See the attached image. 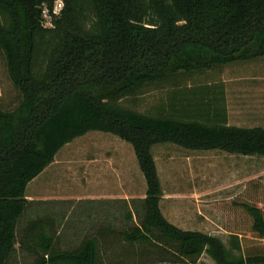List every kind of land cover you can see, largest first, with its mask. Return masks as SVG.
Instances as JSON below:
<instances>
[{"label":"trees","instance_id":"1","mask_svg":"<svg viewBox=\"0 0 264 264\" xmlns=\"http://www.w3.org/2000/svg\"><path fill=\"white\" fill-rule=\"evenodd\" d=\"M55 0H0V52L17 105L0 107V264L18 243L30 264H104L99 238L62 250L52 218L29 223L16 241L29 205L28 183L67 143L90 131L116 135L134 151L145 183L143 215L121 234L129 245L170 246L171 258L149 264H264V244L230 233L184 230L160 210L162 187L151 148L172 143L189 150H221L264 157V128L227 125L223 84L194 81L223 66L264 57V0H63L51 26L42 6ZM148 89L166 90L150 112L122 105ZM230 205L247 231L264 239V185L248 181ZM132 218L133 213H127Z\"/></svg>","mask_w":264,"mask_h":264},{"label":"rangeland","instance_id":"2","mask_svg":"<svg viewBox=\"0 0 264 264\" xmlns=\"http://www.w3.org/2000/svg\"><path fill=\"white\" fill-rule=\"evenodd\" d=\"M263 69L264 57H259L206 71L188 83H220L225 80L232 104L239 87L249 89L259 84L248 77L259 79L257 77L261 76ZM243 75L247 77L244 81L236 80ZM166 97L164 89H148L135 101L124 99L122 105L139 112H150ZM256 97L245 94V103L249 102V98L254 100ZM19 100L20 94L8 78L5 59L0 52V107L10 110ZM104 153L110 155L109 173L118 167L115 159L125 157L131 163L128 156L131 153L134 156L129 143L116 135L100 131L87 132L64 145L53 162L27 185L26 195L31 202L18 221L16 241L20 242L33 220L52 218L58 231L57 246L62 250H72L83 238L97 236L104 264H149L171 258L173 248L170 246L129 245L123 241L121 234L138 223L143 215L140 198H115L110 202L90 200L95 190L90 187L89 178L96 163L105 161ZM168 157L164 160L157 156L164 197L160 205L166 218L183 229L215 234L228 248L233 229L244 231L238 234L241 239H251V242L242 241L243 246L254 245V242L264 244V239H256L247 231L243 213L240 214L230 205L234 199L244 195L250 179L259 180L264 185V157L210 152L206 158H199L174 146L168 150ZM112 181L109 178L106 190L117 195L119 192ZM144 185L146 187L145 180ZM142 192L139 187L137 195L141 197ZM127 213H133L132 218ZM34 258V254L22 250L17 243L8 264H30ZM196 264L215 262L203 253Z\"/></svg>","mask_w":264,"mask_h":264},{"label":"crops","instance_id":"3","mask_svg":"<svg viewBox=\"0 0 264 264\" xmlns=\"http://www.w3.org/2000/svg\"><path fill=\"white\" fill-rule=\"evenodd\" d=\"M260 75L261 76L257 77L259 78L257 79L259 80V82H257V80L255 79L256 78L255 76L248 77V78H251L252 82L259 83V84L256 85V87H253V88L251 87L249 89L239 87L238 90L236 91L237 92L236 97L232 99V104H231V99L228 94V91L225 87L226 86L225 80H222L220 82L221 84H223V98H224V107H225V112H226L227 125L239 126V127H262L264 128V69ZM245 78L247 77L243 75V77L239 76L238 79L236 80L241 82V81H244ZM245 94H249V95L253 94L254 96L257 95V97L254 100L249 98V102L246 104L244 100ZM172 146L181 148L183 151L185 150V152L188 151L190 155L194 157H199V158H203V157L206 158L210 152H222L224 154H230V153H225L224 151H221V150H215V151L189 150V149L182 148L172 143L155 144L152 146L151 151H152L153 158L156 164L158 176H159V169H158V163H157V156H160L164 160L169 159L170 157H168V150L172 148ZM232 155H236V154H232ZM113 156H116V158H118L117 155H113ZM118 156L120 155L118 154ZM134 156L132 155V153L130 156H128L131 163H129L125 157H120V160L115 159L114 163L117 162L116 164L118 167L113 169L114 170L113 172L109 173L108 169H109L110 155L108 153H104L103 159L105 161L101 160L102 162L99 161L98 163H96L95 169L93 170L94 172H92L93 174L89 178L90 187L93 190H95V192L90 195V200H93L94 202H110V200H113L115 198L125 199V200H128L129 198H132V199L144 198L145 192H146V187L144 185L145 179H144L142 172L139 169L138 163L136 164L137 160H136V157ZM238 156H242V155H238ZM206 161L207 160L205 159V162ZM109 178L113 179L112 182H114L116 190L119 192L117 195H113L106 190L109 185ZM159 179H160V176H159ZM160 183H161V179H160ZM103 187L105 189L102 190ZM139 187H140V190L143 191L142 195H140L141 197L137 195V189ZM161 187H162V183H161ZM25 195H26V191H25ZM28 198L29 197H27L26 195V199L30 203L31 201ZM161 200H160V203H161ZM160 210L162 212L161 205H160ZM164 217L166 218L165 215ZM166 219L172 224H174L168 218ZM184 230H191V229H184ZM196 231H199V230H196ZM207 234L216 236L215 234H212V233H207Z\"/></svg>","mask_w":264,"mask_h":264},{"label":"built area","instance_id":"4","mask_svg":"<svg viewBox=\"0 0 264 264\" xmlns=\"http://www.w3.org/2000/svg\"><path fill=\"white\" fill-rule=\"evenodd\" d=\"M64 6V1L63 0H55L53 3V7L52 10H50L46 5L42 6V15L43 18L45 19L44 25L45 26H51V15H57L60 10L63 8Z\"/></svg>","mask_w":264,"mask_h":264}]
</instances>
